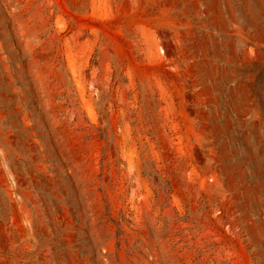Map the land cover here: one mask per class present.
I'll list each match as a JSON object with an SVG mask.
<instances>
[{
    "label": "rangeland",
    "instance_id": "374dc122",
    "mask_svg": "<svg viewBox=\"0 0 264 264\" xmlns=\"http://www.w3.org/2000/svg\"><path fill=\"white\" fill-rule=\"evenodd\" d=\"M0 264H264V0H0Z\"/></svg>",
    "mask_w": 264,
    "mask_h": 264
}]
</instances>
